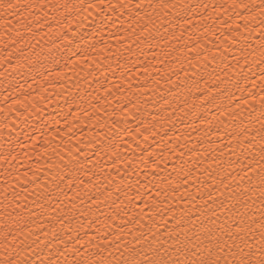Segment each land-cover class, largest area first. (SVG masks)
I'll list each match as a JSON object with an SVG mask.
<instances>
[{"label": "bare ground", "instance_id": "6f19581e", "mask_svg": "<svg viewBox=\"0 0 264 264\" xmlns=\"http://www.w3.org/2000/svg\"><path fill=\"white\" fill-rule=\"evenodd\" d=\"M45 2L69 9H46L47 20L27 21L31 31L19 23L5 26L0 18V214L4 189L14 205L35 207L43 195L52 199L60 183L54 177L70 159L84 160L87 154L86 167L99 161L115 172L113 146L122 169L124 157L139 163L147 150L166 173L177 160L173 147L183 152L182 145L191 147L197 136L227 143L230 132L249 125L256 130L264 122L262 0ZM157 3L175 7L153 11L150 6ZM145 22L148 29L141 34ZM93 207L99 209L94 215L77 212L71 230L60 232L65 243L73 246L80 221L79 236L87 239V230L94 238L103 226L89 221L103 220L102 213L117 217L105 231L131 239L129 230L135 231L139 217L130 219L104 204ZM37 253L33 264L49 254L47 248Z\"/></svg>", "mask_w": 264, "mask_h": 264}, {"label": "snow or ice", "instance_id": "6c2138e0", "mask_svg": "<svg viewBox=\"0 0 264 264\" xmlns=\"http://www.w3.org/2000/svg\"><path fill=\"white\" fill-rule=\"evenodd\" d=\"M135 7L139 9L141 5ZM150 7L155 11L175 5L157 3ZM258 7L259 23L264 26V0ZM61 8L68 10L69 5L45 0L26 4L20 0H0V18L5 26L15 27L19 23L31 31V23L27 21H45L48 11ZM147 29L145 22L140 33ZM21 35L15 31L16 37ZM8 39L15 43L13 36ZM260 56L264 57V50ZM68 131L71 132V127ZM182 147L183 152L173 147L177 160L166 173L156 160L150 159L154 154L147 150L139 163L135 157H124L122 169L119 149L113 146L110 151L115 156L112 160L115 172L111 168L105 170L99 161L86 167L87 154L84 160L70 159L54 177V181H60L56 184V195L52 199L43 195L33 202L35 207L14 205L4 189L0 264H33V254L45 248L49 254L39 264H264V122L256 130L249 125L230 132L227 143L202 141L197 136L196 144ZM82 175L87 179L81 178ZM65 188L73 194L69 196ZM113 196L115 199H111ZM81 204L85 207H79ZM100 204L119 209L130 219L139 217L133 221L135 231L129 230L131 239H126L121 231H105L112 227L108 221L117 217L102 213L103 220L96 217L89 221L103 226L95 229V237H90L87 230L84 232L87 239L79 236V228L84 227L80 221L77 239L70 247L60 232L71 230L77 212L79 216L94 215L99 209L93 206ZM56 225L61 226L59 231ZM49 235L53 240H47ZM53 241L62 243L63 249Z\"/></svg>", "mask_w": 264, "mask_h": 264}]
</instances>
